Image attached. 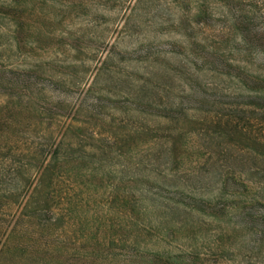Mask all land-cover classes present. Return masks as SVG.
Masks as SVG:
<instances>
[{"label": "trees", "instance_id": "16d2710c", "mask_svg": "<svg viewBox=\"0 0 264 264\" xmlns=\"http://www.w3.org/2000/svg\"><path fill=\"white\" fill-rule=\"evenodd\" d=\"M84 1L91 5H85ZM108 1L111 0H0V30L13 28L10 31H16L12 37L16 49L24 52L30 38L23 31H55L53 24L71 14L92 16ZM112 1L125 5L128 0ZM161 2L166 4V10L174 5L179 26L193 21L189 14L194 10L201 37L195 31H182L179 46L170 43L163 47L156 42L159 32L129 31L128 22L118 34L141 40L140 57H122L120 63H114V50L111 51L85 88L81 87V79H66L63 72L47 74L41 71V65H0V90L4 96L0 109L10 111L0 117V123L14 121V115L23 112L31 113L33 125L41 133L40 144L51 152L40 165L39 184L20 215L38 221L42 233L59 231L70 242L71 237L65 236L73 226L69 205L50 204L53 175L64 177L67 171H72L69 168L72 162L86 160L93 151L130 158L138 145L147 146L139 150L142 159L148 153H155L157 159L166 158L168 168L154 172L162 180L157 181L162 184L154 185L155 193L166 200L170 197L162 193L170 191L176 198L180 189L163 181L177 176L179 141L197 134L208 144L204 148L207 166L221 162L225 171L216 181L219 187L212 199L189 196V202L177 199L175 205L181 204L190 215L203 212L218 221L229 217L232 223L227 224V229L230 228L229 235L237 243L235 251L247 258L240 263L255 259L264 264V65L240 55L254 56L255 61L264 58V0H137L130 11L137 16L150 3L162 7ZM38 18L53 23L48 27L38 25ZM109 46L111 50L114 43ZM202 71L212 73L215 78L224 75L235 80L239 91L226 89L215 78L200 81ZM172 80L182 83L183 89L171 85ZM44 81L59 92L64 88L74 90L76 99L67 101L61 96L52 101ZM244 88L248 90L246 95H242ZM146 182H141L143 191H151ZM145 201L146 198L142 202ZM148 212L143 208L135 217L127 211L132 222L121 229L123 237L113 236V241L134 244L141 239L145 243L154 231V226L145 222ZM140 215L142 221L138 219ZM163 226L159 231L163 237L172 234L170 228ZM111 230L115 233L114 226ZM223 237L228 235L218 240L219 246L226 250ZM148 246L145 243L134 249L128 262L198 264L199 261L196 256L173 255L170 249L150 250ZM260 255L261 259L255 258Z\"/></svg>", "mask_w": 264, "mask_h": 264}, {"label": "rangeland", "instance_id": "374dc122", "mask_svg": "<svg viewBox=\"0 0 264 264\" xmlns=\"http://www.w3.org/2000/svg\"><path fill=\"white\" fill-rule=\"evenodd\" d=\"M136 1L128 0L125 5L117 2V5L124 8L118 7L112 0L108 1L92 16L71 14L53 24V28H57L55 31H23L30 38L24 52L16 49V42L12 39L16 31H10L13 28L0 30V65H41V71L47 74L62 75L63 72L65 75L62 77L66 79H81V87L85 88L92 83L96 69L111 51L114 50V63H120L122 57H140L138 41L141 40L137 36L125 38L118 34L124 31L128 22L129 31L159 32L156 42L163 47L170 43L179 46L183 39L179 32L182 31H195L197 37H201V28L196 24L199 18L194 10L189 14L193 21L179 26L174 5L171 10H166L167 6L162 2V7L150 3L136 16L130 11ZM84 3L91 5L87 1ZM43 20L38 18L36 21L38 25L46 27L52 25V21L47 18ZM113 43L114 46L109 50V45ZM240 55L242 59L264 65V58L255 61L254 56L246 58L244 54ZM246 64V61L242 62L243 66ZM212 75L202 71L199 80L210 82L215 78ZM215 79L226 89L239 91L235 80L224 75ZM170 84L179 90L183 89L179 81L172 80ZM44 85L54 102L61 96L66 97L67 101L76 99L74 90L64 88L59 92L48 81H44ZM1 93L3 91L0 90V106L4 104ZM242 93L246 95L248 90L244 88ZM1 110L0 117L10 112L4 107ZM30 114L23 112L14 115V121L0 123V264H132L128 262L129 254L134 249L142 248L145 243L150 250L162 247L170 249L173 255L190 258L196 256L199 258L198 264H201V259L204 264H241L242 259L245 262L247 258L236 253L237 243L229 235L227 224L232 223L229 217L218 221L203 212H191L190 215L184 206L175 205L177 199L189 202V196L200 197L201 200L212 199L219 187L216 181L225 171L221 162L212 167L207 166L208 156L204 148L208 144L204 137L197 134L185 136L179 141L177 176L163 181L164 184L170 183L180 189L176 198L175 193L170 191L162 193L170 197L166 200L155 193L154 185L162 184L159 183L162 180L154 172L165 170L168 164L166 158L157 159L155 153H148L149 156L142 159L143 154L139 150L147 146L138 145L131 152L130 158L126 159L118 157L114 152L102 155L101 152L93 151L86 160L72 162L68 166L72 171H67L62 178L55 173L49 188L52 207L61 206L64 202L69 205L73 226L65 236L72 240H65L64 234H58L59 231L53 234L42 233L38 221L20 215L39 184L40 165L51 153L40 144L41 133L34 127ZM142 181H147L152 190L143 191ZM144 198L146 201L142 202ZM142 207L149 211L145 215V222L154 226L147 241L142 243L139 239L134 244L114 242L113 236L121 239V229L132 222L127 211L136 217ZM141 218L142 215L138 217L142 221ZM164 224L171 229L172 234L163 237L159 231L164 228ZM111 225L115 227V233ZM224 235H228L223 237V241H226L224 245L228 247L226 250L219 246L218 241ZM244 253L246 257L250 256L248 252ZM259 263L260 260L254 259L246 260L245 264Z\"/></svg>", "mask_w": 264, "mask_h": 264}]
</instances>
